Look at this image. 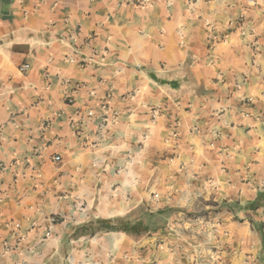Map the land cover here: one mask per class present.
Segmentation results:
<instances>
[{
    "label": "crops",
    "instance_id": "0c3cea01",
    "mask_svg": "<svg viewBox=\"0 0 264 264\" xmlns=\"http://www.w3.org/2000/svg\"><path fill=\"white\" fill-rule=\"evenodd\" d=\"M192 1L0 0V264H197L99 230L169 160L205 198L264 190V7Z\"/></svg>",
    "mask_w": 264,
    "mask_h": 264
},
{
    "label": "rangeland",
    "instance_id": "374dc122",
    "mask_svg": "<svg viewBox=\"0 0 264 264\" xmlns=\"http://www.w3.org/2000/svg\"><path fill=\"white\" fill-rule=\"evenodd\" d=\"M237 1L245 2L248 7L256 4L264 7V0ZM192 2L196 3L197 0ZM191 11L194 12L195 9L192 8ZM246 19L244 14H240L234 20L229 19L227 23L231 25L233 21L236 26H240ZM179 166V161L172 164L169 160L163 166L157 167V170H152L153 174L150 170H144V174L158 178L159 182L153 186L142 187L150 202L143 203L125 218L132 222L144 223L145 226L150 219L147 215L153 211V218L160 221L161 229L130 236H142L146 246L153 244L155 252L159 251L165 256L170 254L171 259L175 260L187 259L197 264L209 261H214L215 264L219 261L220 264L257 263L264 251V248L260 247L262 239L256 230L264 229V209L250 214L238 213L240 197L238 201L229 202L198 195V188L192 184V172L184 173ZM165 209L172 211L161 218L158 212ZM164 246L174 249L171 251ZM134 248V242L126 248L123 245L120 251L117 249L113 252L112 257H127L126 259L134 261L137 257ZM156 263L154 261V264Z\"/></svg>",
    "mask_w": 264,
    "mask_h": 264
},
{
    "label": "trees",
    "instance_id": "16d2710c",
    "mask_svg": "<svg viewBox=\"0 0 264 264\" xmlns=\"http://www.w3.org/2000/svg\"><path fill=\"white\" fill-rule=\"evenodd\" d=\"M238 206L239 208L237 212L242 211V210H256L264 206V190L258 193L257 198L253 202L248 203L246 206H242L238 202ZM171 211L172 209H165L164 211H159L158 215H160L162 218V216L169 214ZM153 214H154L153 212H150V214L147 215V217L150 219L148 220L145 226H144V223L132 222L126 219L125 217H118L115 219H108V220L101 219V220H98V224H100L99 230L125 232L129 235H140V234L147 233L150 231L156 232L159 229H161V227L159 226L160 221H157L156 218H153L154 216ZM251 222L254 223L253 220H251ZM96 228L98 229V227ZM256 230L260 234V237L262 241L264 242V229L261 228V229H256Z\"/></svg>",
    "mask_w": 264,
    "mask_h": 264
},
{
    "label": "built area",
    "instance_id": "2783aa9c",
    "mask_svg": "<svg viewBox=\"0 0 264 264\" xmlns=\"http://www.w3.org/2000/svg\"><path fill=\"white\" fill-rule=\"evenodd\" d=\"M127 1L130 4H135V5H144L149 2V0H127ZM70 61L74 62V59H71ZM29 68H30L29 64H25L21 67L22 71H27ZM66 100L68 103H72L74 101V97L67 96ZM100 111H101L100 112L101 120H100L98 127H99V133H102V132H105L106 128L108 127L111 121L116 120L118 114L116 111L111 110V107L107 101L103 102V104L100 107ZM86 112H88L89 117L93 116V111L89 110ZM81 127H83V125ZM61 160H62V157L59 154L54 157V161L56 162H59Z\"/></svg>",
    "mask_w": 264,
    "mask_h": 264
}]
</instances>
